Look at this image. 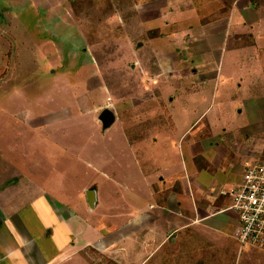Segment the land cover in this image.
<instances>
[{"label":"crops","instance_id":"crops-1","mask_svg":"<svg viewBox=\"0 0 264 264\" xmlns=\"http://www.w3.org/2000/svg\"><path fill=\"white\" fill-rule=\"evenodd\" d=\"M206 3L209 13L181 28L184 49L189 50L181 63L195 66L185 72L171 67L174 75L164 93L171 127L139 138L117 121V114L111 125L119 122V144L130 159L127 166H118L121 178L100 170L106 182L127 190L110 226L106 214L93 220L92 211L100 205L96 188L93 194L87 190L88 205L78 206L67 192L61 190L60 197L43 188L47 149L42 142L15 147L0 134V264H102L106 257L111 264H264V247L239 243L240 216L231 208V193L242 182L246 166L264 159V0H235L227 15L210 21L227 4ZM225 58L233 67L228 73L222 66ZM224 98L245 103L247 122L220 128V109L209 130L191 137L192 128L223 106ZM105 102L84 111L80 104L96 127L103 125L99 114ZM180 112L185 119L191 115L190 120L182 123ZM35 117L19 112L14 119L36 134L52 135L56 123L37 124ZM51 181L60 191V178Z\"/></svg>","mask_w":264,"mask_h":264},{"label":"rangeland","instance_id":"rangeland-1","mask_svg":"<svg viewBox=\"0 0 264 264\" xmlns=\"http://www.w3.org/2000/svg\"><path fill=\"white\" fill-rule=\"evenodd\" d=\"M207 1L196 0L195 6V0H0V134L15 147L42 142L47 149L42 173L47 192L60 197L61 190L67 192L78 206L88 205L87 190L96 188L100 205L92 211L93 220L106 214L107 227L116 220L127 190L106 182L100 170L121 178L118 166H127L130 159L119 144V122L139 138L171 127L164 96L174 75L171 67L185 72L187 66H195L181 63L189 51L184 49L181 28L209 13ZM184 7L191 11L181 12ZM188 16L192 19L179 22ZM225 59L220 63L228 73L232 66ZM104 99L119 121L105 132L103 125L96 127L81 112ZM237 101L224 98V105L197 122L190 136L209 130L220 109L218 127L245 124L248 107ZM19 112L36 116L32 120L37 124L55 122L52 135L36 134L16 122ZM177 116L183 119L185 114ZM176 147L180 155L182 142L178 140ZM56 178L61 180L60 191L52 185ZM101 263L110 264L107 258Z\"/></svg>","mask_w":264,"mask_h":264},{"label":"built area","instance_id":"built-area-1","mask_svg":"<svg viewBox=\"0 0 264 264\" xmlns=\"http://www.w3.org/2000/svg\"><path fill=\"white\" fill-rule=\"evenodd\" d=\"M231 208L240 216L241 246L264 247V159L248 164L242 182L232 191Z\"/></svg>","mask_w":264,"mask_h":264},{"label":"water","instance_id":"water-1","mask_svg":"<svg viewBox=\"0 0 264 264\" xmlns=\"http://www.w3.org/2000/svg\"><path fill=\"white\" fill-rule=\"evenodd\" d=\"M99 120L102 122L104 129L110 127L116 121L115 110L111 107L103 108V110L99 114ZM90 192H92L93 194L92 190Z\"/></svg>","mask_w":264,"mask_h":264},{"label":"trees","instance_id":"trees-1","mask_svg":"<svg viewBox=\"0 0 264 264\" xmlns=\"http://www.w3.org/2000/svg\"><path fill=\"white\" fill-rule=\"evenodd\" d=\"M137 1H146V0H137ZM226 1V4H227V6H226V8L225 9H223L222 11H220V12H218V13H216V14H214V15H212V16H209L206 20L207 21H210V20H213V19H216V18H218V17H221V16H225V15H227L228 13H229V9H230V7L233 5V3H234V1L235 0H225ZM106 257V256H105ZM107 258V260H108V262L111 264V262H113V260H111L110 258H108V257H106Z\"/></svg>","mask_w":264,"mask_h":264}]
</instances>
